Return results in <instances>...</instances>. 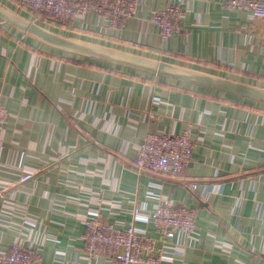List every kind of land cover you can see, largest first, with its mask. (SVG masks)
<instances>
[{"label":"crops","instance_id":"0c3cea01","mask_svg":"<svg viewBox=\"0 0 264 264\" xmlns=\"http://www.w3.org/2000/svg\"><path fill=\"white\" fill-rule=\"evenodd\" d=\"M223 2L184 0L165 40L150 17L166 0H140L120 28L95 12L47 20L62 35L264 87V20ZM0 3L32 18L24 0ZM0 99V252L21 242L42 264H111L85 253L98 214L134 223L163 264H264V103L60 51L1 20ZM186 129L182 176L137 171L148 132ZM158 203L197 209L195 231L166 237L149 217Z\"/></svg>","mask_w":264,"mask_h":264},{"label":"built area","instance_id":"2783aa9c","mask_svg":"<svg viewBox=\"0 0 264 264\" xmlns=\"http://www.w3.org/2000/svg\"><path fill=\"white\" fill-rule=\"evenodd\" d=\"M184 0H166L160 10L153 13L150 21L161 30L163 40L178 32L184 17ZM36 18L66 21L95 12L110 27L120 28L135 16L140 0H24ZM228 9L250 12L254 17L264 20V1L262 0H224ZM9 116L8 110L0 99V126ZM194 150L190 131L182 133L148 132L138 146L134 166L137 171H149L162 175L182 176L189 166ZM32 177L23 174L20 182ZM190 189H197V183H190ZM141 208L135 209V219ZM150 219L157 230L171 237L174 231L191 233L196 228L197 209L187 206H174L158 203L150 211ZM85 253L89 258L104 256L111 264H163L160 253L150 252L155 244L152 239L134 223L126 228L108 222L100 215H92L86 220ZM146 252H150L145 256ZM42 254L23 243H13L9 250L0 252V264H42Z\"/></svg>","mask_w":264,"mask_h":264},{"label":"water","instance_id":"95a60500","mask_svg":"<svg viewBox=\"0 0 264 264\" xmlns=\"http://www.w3.org/2000/svg\"><path fill=\"white\" fill-rule=\"evenodd\" d=\"M0 20L60 51L264 103L263 86L62 35L36 24L2 3Z\"/></svg>","mask_w":264,"mask_h":264},{"label":"rangeland","instance_id":"374dc122","mask_svg":"<svg viewBox=\"0 0 264 264\" xmlns=\"http://www.w3.org/2000/svg\"><path fill=\"white\" fill-rule=\"evenodd\" d=\"M183 2H184V1H183ZM182 6H183V3H182ZM183 11H184V6H183ZM31 16H32V18H30L29 20L35 22L36 24L41 25V26H43V27H45V28H47V29H50V28L52 27L51 22H49V21L47 20L48 18H46V17H44L43 19L40 18V17L36 18V16H34L33 11H32ZM53 20H54V19H53ZM49 27H50V28H49ZM50 30H51V29H50ZM18 243H20V242H18Z\"/></svg>","mask_w":264,"mask_h":264},{"label":"trees","instance_id":"16d2710c","mask_svg":"<svg viewBox=\"0 0 264 264\" xmlns=\"http://www.w3.org/2000/svg\"><path fill=\"white\" fill-rule=\"evenodd\" d=\"M93 60H95V59H93Z\"/></svg>","mask_w":264,"mask_h":264}]
</instances>
